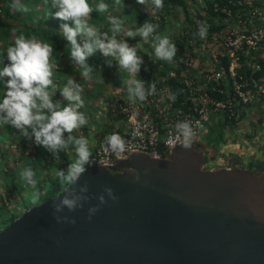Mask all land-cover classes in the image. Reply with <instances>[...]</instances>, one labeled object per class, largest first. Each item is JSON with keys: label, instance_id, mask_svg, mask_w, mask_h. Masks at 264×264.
I'll use <instances>...</instances> for the list:
<instances>
[{"label": "water", "instance_id": "water-1", "mask_svg": "<svg viewBox=\"0 0 264 264\" xmlns=\"http://www.w3.org/2000/svg\"><path fill=\"white\" fill-rule=\"evenodd\" d=\"M182 145L88 165L0 230V264H264L255 149L218 156L196 141ZM66 194L77 206L56 211Z\"/></svg>", "mask_w": 264, "mask_h": 264}, {"label": "clouds", "instance_id": "clouds-1", "mask_svg": "<svg viewBox=\"0 0 264 264\" xmlns=\"http://www.w3.org/2000/svg\"><path fill=\"white\" fill-rule=\"evenodd\" d=\"M144 5L146 0H136ZM117 5L124 6L122 0H116ZM154 9L163 8V0H152ZM9 7L27 12L29 9L21 5L19 0H12ZM51 17L61 21L59 32L62 33L70 46V57L73 64L82 70L81 75L86 80L94 79L96 67L88 63V58L99 51L105 57H112L116 61L118 71L125 69L133 77H137L140 66L143 64L141 56L137 55V47L130 46L126 40H117L116 34L122 32L121 22L109 16L112 25L109 32H102L88 24L90 14L107 12L109 5L101 2L93 9L87 0H51ZM70 22V23H69ZM158 26L145 21L136 31H127L128 38L135 39L137 35L145 42L151 36L155 41V56L160 60L172 62L178 49L167 37H161L156 32ZM198 32L201 38L207 35V28L198 23ZM78 38L80 42H78ZM53 44L41 42L35 38H27L23 34L14 38L7 46L6 52L0 53V128L6 125L18 130L24 140L31 141L35 146L43 147L59 159L62 150L72 146L76 159L69 163L67 171L57 169V180L64 186L72 185L87 170L92 161V152L89 142L83 135H73L74 132L87 125V117L80 109L84 106L82 93L84 89L72 77H68L66 84L59 90L66 103L62 106L59 100H53L56 85L53 82L54 69L52 62ZM7 63H4V60ZM111 67V62L108 64ZM128 100L136 103L144 102L148 95L156 92L155 83L145 87V81L134 78L127 82ZM52 89V90H50ZM173 101L175 95H170ZM177 132L182 136L184 148L191 146L195 135L189 121H178L175 125ZM65 133L68 135L65 136ZM102 147L112 153L122 154L127 147V141L118 133H110L101 142ZM21 179L32 187L38 183L36 173L31 167H25L20 173ZM105 191L111 194L112 190ZM39 193L34 194L33 203L38 201ZM115 199V197H112ZM79 197L72 194L64 195L60 204L54 206L56 211L61 207L74 210ZM103 203V197H100ZM98 209H92L96 211ZM75 223V221H70Z\"/></svg>", "mask_w": 264, "mask_h": 264}, {"label": "built area", "instance_id": "built-area-1", "mask_svg": "<svg viewBox=\"0 0 264 264\" xmlns=\"http://www.w3.org/2000/svg\"><path fill=\"white\" fill-rule=\"evenodd\" d=\"M224 1L222 7L218 3L213 4V13L219 12L224 18L219 25L229 27L224 37L213 38L214 44L210 36L213 32L211 24L206 19L187 24L185 43L179 40L182 46H178L176 41L173 42L178 51L171 63L167 61L163 77L158 70L164 63L157 64V69L153 65L145 68L140 75L146 88L149 83H155V94L148 95L144 102L137 100L134 104L129 102L128 93L116 95V103L109 110L124 129L106 133L96 145L90 165L137 152L163 157L184 143L175 128L178 121H189L195 133L191 141L201 142L212 124L234 128L264 98V0H250L248 3L245 0ZM256 2H259L258 5ZM253 18L258 22L261 20L260 24L249 22ZM198 23L207 28L204 38L199 35ZM240 28H246L243 31H248V34L241 32ZM126 42L133 45L131 41ZM207 45H220L223 52H211L209 55H212L215 65L210 63V70H198L196 52L199 47ZM223 58L228 63L226 69L222 65ZM168 79L177 81L186 109L175 106L170 99V95L174 94ZM110 133H118L127 141L124 153H112L102 147L101 142Z\"/></svg>", "mask_w": 264, "mask_h": 264}, {"label": "rangeland", "instance_id": "rangeland-1", "mask_svg": "<svg viewBox=\"0 0 264 264\" xmlns=\"http://www.w3.org/2000/svg\"><path fill=\"white\" fill-rule=\"evenodd\" d=\"M247 3L250 0H245ZM90 6L93 7V9L96 8V6L101 2V0H87ZM103 2V0H102ZM186 6L189 14V20H193L192 22L198 21L200 18L202 20L206 21L213 25V26H220L218 18L210 17L211 12L208 10H205V7L203 5L202 0H186ZM19 3L21 5L29 4L30 7L27 12L23 11H17L13 8H11L10 13L14 15V17L24 19L27 18V16H30L31 21L36 20L35 28L38 29L39 27L43 29H49L48 32L51 34L61 35L62 33L59 32V24L61 21L58 19H55L51 17L50 13L55 12L57 9L51 8V0H19ZM136 4V3H135ZM139 8L141 9V12H147L150 14V17L154 21V24L158 27L156 28L157 34L161 37H167L171 42L176 41L178 43V46H181L179 43V40L182 43H185L184 37H187L186 35V29L187 24L191 22H184V14L183 11L180 9H171L166 11L165 13L162 12L161 9L156 10L154 9V6L152 5V0H146V3L144 5H139ZM113 9V10H111ZM111 9H108L107 12H96L95 10L90 14L91 19L88 20V24L94 28L100 29L102 32H107V28L109 29V35H111L110 29L112 27L109 16L117 18L121 22L122 32L116 34L117 40H126L131 41L132 46L137 47V55L141 56L143 60V64L140 66V70L143 71L145 68H148L150 66H156L157 64L164 63V65H161V70H158L160 77H163L165 71L167 70V61L166 60H160L155 56L154 48H155V41L150 36L148 38V41L145 42L142 37L137 35L135 39L128 38L127 31H136L138 27L135 25L136 19H134L135 14L134 10L130 7L126 9V6H118L115 5V3L112 4ZM19 13V15L17 14ZM208 12V14H206ZM123 13L125 15H123ZM199 14V16H196V14ZM126 14L128 15L129 19H127ZM203 15V16H202ZM125 16V17H123ZM199 17V19H197ZM100 18V26L96 27L98 21L96 19ZM134 19V20H133ZM183 22V23H182ZM249 22H258V19L253 18L252 21ZM261 20L258 22L260 24ZM70 23V22H69ZM225 25V24H224ZM246 29V28H245ZM243 28H240L241 32H244L245 34H248V31ZM229 31V27L227 26H221L220 30H215L210 34L212 42L215 44L213 38H222L224 37ZM16 32L23 34L22 27H16L12 28L11 31L8 33V36L4 35L3 42L0 41V53L6 52L7 46L13 41V35H16ZM156 34V35H157ZM155 35V33L153 34ZM26 36V34H25ZM123 37V39H122ZM65 42L66 39L64 38ZM78 41L80 42L79 38ZM189 43V42H188ZM65 47H69L67 44H64ZM191 47V46H190ZM3 49V50H2ZM209 51V53H208ZM211 52H219L222 53L223 49L220 45L215 47L214 45H207L203 48L199 47V49L196 52V68L198 70L203 69H209L211 64L215 65L214 60L212 59V55H209ZM99 56V57H98ZM97 56V52L89 57L88 59L92 60V63H90L92 66L96 67V69H102L109 72L108 77L118 78L115 74L116 72H125V69H119L117 68L116 61L113 60L112 57H105L102 54ZM208 56L207 59L205 57ZM98 59L97 63H94L96 59ZM4 62L7 63V60L5 59ZM54 63V61H52ZM109 62H111V67L108 66ZM211 63V64H210ZM55 64V63H54ZM61 70L63 73L62 75L58 74V69H54L53 73V82L57 86L56 92H59L60 89L63 88V86L66 84L68 77L74 78L76 83L80 84L82 88L84 89L82 93V97L84 94H87L90 90L87 88L86 85H83L84 82L87 83L86 79L81 75V69L79 66L72 63L71 58L69 59L65 58L61 60ZM157 69V67H155ZM210 70V69H209ZM60 75V76H59ZM88 84H90L88 82ZM108 86V85H107ZM107 88V87H106ZM52 90V89H50ZM106 93L103 94V97L109 98V99H103L102 101H99V99L94 97H89L88 99H84V106H93L94 108H107L109 109L111 105L116 103V100L113 98L111 99L109 95L110 90L108 88L106 89ZM113 91V90H112ZM91 92V91H90ZM55 94L53 96V100L56 99ZM91 94V93H90ZM119 100V99H118ZM61 102V105L65 104L66 101L64 98H61L59 100ZM104 101V102H103ZM62 105V106H63ZM82 107L80 109L81 112L86 111V109H83ZM103 109V112H104ZM252 109V108H251ZM91 118L95 119L96 117L93 116V112H91ZM111 114V113H110ZM259 120H263L264 122V98L260 99L255 105L254 110L246 114V118L243 119L241 123H239L236 127L233 129H229L228 131H225V134L222 136L220 140H217L214 142V144H206L204 139L199 142L202 145H204L209 151L214 152L216 155L221 156L222 154L226 153L227 151H230L229 149L232 148H242V149H249L253 150L258 148V138H256L258 127L260 126L258 124ZM262 128L264 126L262 125ZM88 133H86V138H89L88 142L89 145H91L90 142H92L93 135L96 134L97 129H94L91 126L87 128ZM82 133V134H81ZM82 129L77 130L74 132L76 135H83ZM19 134L18 130L12 128L11 126H5L4 128H0V157L8 156L9 159H15L17 155V146H18V140H19ZM89 136V137H88ZM249 136V138H248ZM32 143V142H31ZM262 151V150H260ZM259 151V152H260ZM256 153H254L256 156H258L259 152L255 150ZM65 162L62 161L59 162L60 168L59 170L67 171V167L69 163L73 162L76 159L75 156V150L70 151L68 153H64L61 157ZM10 166H12V163H10ZM2 169V170H1ZM0 201L2 203H5V212L1 211L0 215H3L4 217L0 218V230L4 229L7 226L3 225V219L5 218H11V217H19L23 212H25L27 209H29L32 206H36L40 203H42L44 200H47L51 197H54L57 195L64 185H62L57 180V169L49 172L50 177L52 178L50 183H45L41 188H34L26 183L21 177L19 178L21 181H23L22 189H20V193H16L12 198L8 199L5 198L4 200H1V196L5 197V193H7V190L9 189V185L3 181V172L5 173V168H3L0 165ZM22 172V171H21ZM47 182V181H46ZM56 182H59L60 190L57 189V187L54 185ZM62 188V189H61ZM39 193L38 201L34 204L33 198L35 193ZM9 215V217H8ZM7 216V217H6ZM11 224V223H10Z\"/></svg>", "mask_w": 264, "mask_h": 264}, {"label": "trees", "instance_id": "trees-1", "mask_svg": "<svg viewBox=\"0 0 264 264\" xmlns=\"http://www.w3.org/2000/svg\"><path fill=\"white\" fill-rule=\"evenodd\" d=\"M185 1L186 0H163L164 6L161 10L163 13H165L166 11L169 12V10L171 9H180L181 11H183V14H184V19H185L184 22L195 23V22H192L193 20H189V17H188L189 14H188ZM202 2L205 7V10H208L209 12H211L210 17L217 18L218 16L219 22H223L224 18L221 14H219V12L215 14L213 13V4L218 3V5L222 7L223 5H225L224 0L222 1L221 0H202ZM11 3H12V0H0V41L3 42V40L5 39L4 35L8 36V33L11 31L12 28L22 27L23 35L25 36L26 34L27 38H35L41 42H46L49 44L52 43L53 48H54L53 53H52V61H54L55 65L57 66L56 67L58 69L57 73L62 75L63 72L60 71L61 70V64H60L61 60L65 58L69 59L70 57V46L68 45V42H65L64 37H62V34L61 35H56L52 33L50 34L48 32L49 29L42 30L40 27L36 29L34 26L36 23V20L31 21L30 16H27V18H24V19H20L18 18V16L14 17V15L10 13L11 7H9V5ZM103 3H106L109 5L108 9H111V6L113 3L117 5L116 0H103ZM122 3L124 6H126V9L131 7L134 10V14H135L134 19H136L135 21L136 27H139L145 21H149L150 23L154 24V21L150 17V14H148L147 12H143V13L141 12V9L139 8L140 4H138L136 0H122ZM258 3L259 2H256L257 5ZM24 5L27 6V8L30 7L29 4H24ZM17 14L19 15L18 12ZM123 15L125 14L123 13ZM196 16H199V14L197 13ZM126 17L127 19H129L127 14H126ZM197 19H199V17ZM199 20L201 21L202 18H200ZM96 21H98L96 27L98 26L101 27L100 18L96 19ZM188 24L190 25V23ZM220 27L221 26L216 27V26L211 25V30L212 31L220 30ZM107 32H109L108 28H107ZM156 34H157V30L155 32V35ZM19 35H21V33L16 32V35H13V40ZM173 42L175 43V41ZM64 44H67L69 47H65ZM97 54L101 55L99 51H97ZM221 60H222V65L226 69L228 66L226 59L223 58ZM97 61L98 59H96L94 63H97ZM88 63L89 64L92 63V60L88 59ZM0 67H2V65H0ZM168 83L172 89L173 94L176 97V99L173 101L174 105L180 106L181 108L186 109L187 107H185V105L182 104L183 94H182L181 88L179 87L177 81L175 79H168ZM55 97L56 99L54 100V102L57 100H61V98H63L59 92L55 94ZM229 129H233V126L228 127L225 124H212L207 130V134L204 139L205 143L210 144V145L214 144V142L217 140H220L222 136L225 134V131H228ZM67 135L68 134L65 133V136ZM71 147L72 146H69L68 149L62 150L59 154V159L57 160L53 158V155L49 153L48 151H46L43 147L35 146L33 143H31V141L24 140V137L22 135L19 136L18 146L16 150L18 156L12 160L9 159L8 156H3L2 158L0 157V165L3 168H5V173L3 172V181L9 185V189L7 190V193H5V197L1 196V200H4L5 198L10 199L16 193H20V189H22L21 183H23V181H21L19 178H20L21 171H23L25 167H31L36 173V179L38 183L34 188L39 189L45 183H50L52 178L50 177L49 172L60 168L59 162L64 161L61 157L63 156L64 153L70 152ZM10 163H12V166H10ZM59 184H60L59 182H56L54 185L57 187V189L60 190ZM5 207H6L5 203H2L0 201V212L1 211L5 212L4 210ZM2 217L4 216L0 215V218ZM16 218L17 216L11 217V218H5L2 220L3 221L2 223L4 226H7L10 223H12L13 220Z\"/></svg>", "mask_w": 264, "mask_h": 264}, {"label": "crops", "instance_id": "crops-1", "mask_svg": "<svg viewBox=\"0 0 264 264\" xmlns=\"http://www.w3.org/2000/svg\"><path fill=\"white\" fill-rule=\"evenodd\" d=\"M98 55V54H97ZM99 57V56H98ZM141 69V68H140ZM143 73L141 70L137 74V77H133L132 74L128 73L127 70L124 72H116V76L118 78L108 77L109 72L102 70V69H96L94 72V79L92 80H86L87 83L84 82L83 85H86L87 88L91 91H89L87 94H84L82 98L88 99L89 97H94L99 99V101H102L103 99H109L103 97V94H105L107 91L106 89L110 90V98L113 99L116 97V95H125L128 93L127 87H128V81L134 78L140 79V75ZM88 82L90 84H88ZM108 85V86H107ZM107 87V88H106ZM113 90V91H112ZM91 93V94H90ZM122 98V97H121ZM104 102V101H103ZM83 109H86L83 113L87 117L88 123L84 127H82L83 136L86 137V133H88L87 128L92 125L94 129H97L96 134L93 135L91 145H89L91 152L93 153L96 145L103 139V137L106 135V133L118 130L123 131L124 127L123 124L120 123L119 119L115 118L110 114V110L107 108H94L93 106H83ZM104 109V112H103ZM91 112H93V116H95V119L91 118ZM263 120H259L258 124L260 125L257 130L256 138H258V148L255 147V150L258 152V156H254L255 160H257L260 163L264 164V128H262V125L264 126ZM82 134V133H81ZM74 135V133H73ZM77 135V134H76ZM89 137V136H88ZM249 138V136H248ZM89 138H87L88 140ZM89 141V140H88ZM71 151H74V148H70ZM245 152L250 151L249 149H242ZM249 156V155H248ZM253 157V158H254Z\"/></svg>", "mask_w": 264, "mask_h": 264}]
</instances>
